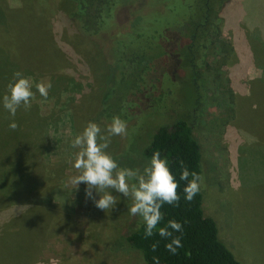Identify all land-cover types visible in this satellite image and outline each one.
Masks as SVG:
<instances>
[{
    "label": "rangeland",
    "instance_id": "rangeland-1",
    "mask_svg": "<svg viewBox=\"0 0 264 264\" xmlns=\"http://www.w3.org/2000/svg\"><path fill=\"white\" fill-rule=\"evenodd\" d=\"M255 2L247 6L245 0L232 1L222 36L234 43L237 61L221 73L231 76L234 93L247 99L255 89L250 83L264 79L259 27L264 15L259 0ZM72 9L70 0H0V238L4 230L20 232L18 241L39 252L34 264H144L138 252L108 250L111 230L126 228L133 218L130 199L113 191L117 205L100 214L93 200L86 199L85 184L76 189L68 183L78 174L73 164L79 149L71 146L72 140L91 121L109 78L98 43L67 22ZM135 9L119 11L118 28L129 26ZM243 27L255 50L244 44ZM63 47L75 54L68 55ZM247 47L252 60L244 56ZM221 52L218 43L202 69L207 87L215 86L213 70ZM11 62L31 78L35 94L31 108H19L15 117L2 99L15 71ZM42 79L52 84L47 100L35 89ZM215 95L219 97L218 90ZM221 107L209 106L194 129L203 155L205 213L216 220L221 240L240 264H264V121L259 119V104L234 115L228 106ZM13 121L16 130L9 127ZM141 146L140 141L134 143ZM119 147L118 137L112 136L107 152L113 156ZM93 195L99 199L95 191ZM34 209L41 211L39 216ZM20 223L31 229H21Z\"/></svg>",
    "mask_w": 264,
    "mask_h": 264
},
{
    "label": "trees",
    "instance_id": "trees-1",
    "mask_svg": "<svg viewBox=\"0 0 264 264\" xmlns=\"http://www.w3.org/2000/svg\"><path fill=\"white\" fill-rule=\"evenodd\" d=\"M70 1L73 9L67 22L78 33L98 43L109 71L103 97L91 122L107 127L112 117L119 116L127 123V135L117 136L120 147L113 157L118 164L142 171L152 154L159 151L162 158H167L179 183V206L163 205V219L152 237L145 238L142 218L133 216L126 228L111 230L113 240L109 252H138L144 264H155L154 258L159 264H240L221 240L216 220L205 213L203 155L194 134L209 106L220 109L228 106L234 115L259 104V119L264 121V79L250 83L255 89L247 99L234 93L233 78L221 73L226 65L233 69L237 61L234 43L222 40L225 11L233 0ZM130 6L136 8L131 23L118 28L117 14ZM115 29L117 32L110 35ZM242 30L245 32L244 44L251 46L247 29L243 27ZM218 43L222 46V55L213 70L216 72L215 86L207 87L202 69L208 66V59ZM251 47L255 50L253 45ZM63 48L68 55L75 54L68 47ZM247 48L249 51H245L244 56L252 60V49ZM11 64L15 73L16 66ZM215 90H218L219 97ZM130 121L136 123L128 127ZM134 128L138 131L136 135L133 134ZM137 141L142 143L140 148L134 147ZM180 161L204 178L200 192L191 203L184 199L185 182L180 180ZM99 212L101 214L103 210ZM39 213L41 211L36 214L39 216ZM34 220L26 219L28 222ZM169 220L183 224L182 233L173 232V236H180L182 241V247L175 255L165 247L170 239H164L158 233V229L165 227ZM22 228L25 231L31 229L27 225H21ZM4 231L10 244L16 241L13 247H17L19 262L34 264L39 252L31 248V244L25 246L18 241L20 232ZM153 244H157L155 251L152 250Z\"/></svg>",
    "mask_w": 264,
    "mask_h": 264
},
{
    "label": "clouds",
    "instance_id": "clouds-1",
    "mask_svg": "<svg viewBox=\"0 0 264 264\" xmlns=\"http://www.w3.org/2000/svg\"><path fill=\"white\" fill-rule=\"evenodd\" d=\"M52 84L44 79L35 84V89L45 100L48 98ZM31 78L25 77L20 71L13 74L12 80L7 85V92L3 96V107L15 117L17 110L23 107L25 110L31 108L34 99ZM10 129L16 130L18 124L12 122ZM106 131V134L104 132ZM127 123L119 116H114L107 125L106 130L95 122H88L83 131L75 136L71 146L79 149L74 157L73 167L78 174L69 178L68 183L78 189L81 183L85 189L86 199H91L96 208L107 212L117 205V196L113 191L122 194L131 200L128 212L132 216H139L145 225V238H150L163 219L161 208L167 204L179 206L180 195L178 193L179 183L173 175L167 158H162L159 151H155L148 164L141 171L121 167L117 160L107 152L112 136H126ZM180 180L185 182L183 188L184 199L191 203L200 192L204 178L201 174L190 171L180 161ZM112 190V191H109ZM99 199L93 195V192ZM184 223H187L185 221ZM171 229L172 231H170ZM173 232H183V224L176 220H169L165 227L158 229L159 235L164 239H170L166 249L173 255L178 248L182 247L180 236H173ZM157 244L152 245L155 251ZM155 264L159 260L154 258Z\"/></svg>",
    "mask_w": 264,
    "mask_h": 264
},
{
    "label": "crops",
    "instance_id": "crops-1",
    "mask_svg": "<svg viewBox=\"0 0 264 264\" xmlns=\"http://www.w3.org/2000/svg\"><path fill=\"white\" fill-rule=\"evenodd\" d=\"M253 3L255 4V6L257 5L255 0H245V5H247V6L248 5L250 6ZM250 8H252V7L245 8V9H250ZM259 13L264 15V0H259ZM259 27H261V29H262V33L259 32L261 34V36H262L261 44L264 45V17L259 18ZM262 52H264V49H263ZM263 55H264V53H263ZM263 58H264V56H263ZM5 237H7L6 233H4L3 237L0 238L1 246L5 244V247L3 249H1V246H0V264H24L22 262H19L18 258H16V256H17L16 255L17 254V247L14 248L13 246L8 245L9 240H8V238L5 239ZM7 248H8V251H7Z\"/></svg>",
    "mask_w": 264,
    "mask_h": 264
}]
</instances>
